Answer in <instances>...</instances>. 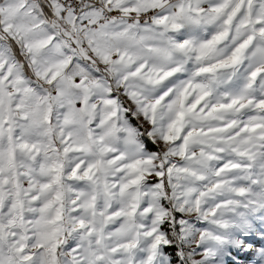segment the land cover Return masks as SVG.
Masks as SVG:
<instances>
[{"label": "snow or ice", "instance_id": "1", "mask_svg": "<svg viewBox=\"0 0 264 264\" xmlns=\"http://www.w3.org/2000/svg\"><path fill=\"white\" fill-rule=\"evenodd\" d=\"M0 264H264V0H0Z\"/></svg>", "mask_w": 264, "mask_h": 264}]
</instances>
